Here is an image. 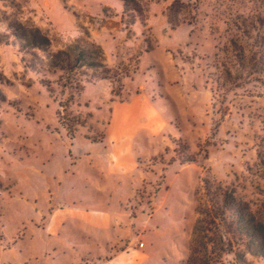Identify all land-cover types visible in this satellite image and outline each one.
<instances>
[{"label": "rangeland", "instance_id": "1", "mask_svg": "<svg viewBox=\"0 0 264 264\" xmlns=\"http://www.w3.org/2000/svg\"><path fill=\"white\" fill-rule=\"evenodd\" d=\"M85 40L109 78L59 102L40 83L43 46ZM0 74V264H102L127 248L180 264L203 178L264 203V0H0ZM113 153L135 156L134 173L108 175ZM67 205L114 224L47 232Z\"/></svg>", "mask_w": 264, "mask_h": 264}, {"label": "trees", "instance_id": "2", "mask_svg": "<svg viewBox=\"0 0 264 264\" xmlns=\"http://www.w3.org/2000/svg\"><path fill=\"white\" fill-rule=\"evenodd\" d=\"M37 31H32L31 39L37 38ZM43 49L46 57L41 64L40 83L48 91L58 94L55 99L66 97L72 103L88 84L109 78L110 70L87 58L89 51L102 54L95 41L73 42L66 48L51 50L43 46ZM236 57L241 67L248 66L249 69L255 65L254 61H259L255 55ZM237 82L235 79L234 83ZM221 87L224 86L221 84ZM61 105L65 107L67 102ZM184 159L178 161H194L189 157ZM203 190L207 205L198 207L199 216L189 240V253L180 264H246L247 256L264 259V203L254 204L238 198L229 185L207 178H203Z\"/></svg>", "mask_w": 264, "mask_h": 264}, {"label": "crops", "instance_id": "3", "mask_svg": "<svg viewBox=\"0 0 264 264\" xmlns=\"http://www.w3.org/2000/svg\"><path fill=\"white\" fill-rule=\"evenodd\" d=\"M105 167L108 175H111L112 178L113 175H115V178H117L116 176L134 173L137 166L135 156L134 158H129L126 155L124 156L123 154H118L116 157L113 153L109 155L108 163ZM56 213L59 216H56V219L54 220L53 215ZM115 215V212L110 211L107 208L97 209L96 207H82L78 209L76 206L67 205L54 209L51 218L49 217V219H47L44 227L47 232L55 233L61 229V224L65 220L79 219L80 222L85 225L86 229H107L114 224L112 220ZM51 221H53L52 224H50ZM132 243L137 246L135 240L132 241ZM133 252H138V249L127 248L108 258L102 264H138L136 256L132 258L131 253Z\"/></svg>", "mask_w": 264, "mask_h": 264}, {"label": "built area", "instance_id": "4", "mask_svg": "<svg viewBox=\"0 0 264 264\" xmlns=\"http://www.w3.org/2000/svg\"><path fill=\"white\" fill-rule=\"evenodd\" d=\"M143 244H144V243H143L142 241L138 242V246H140V247H142Z\"/></svg>", "mask_w": 264, "mask_h": 264}]
</instances>
